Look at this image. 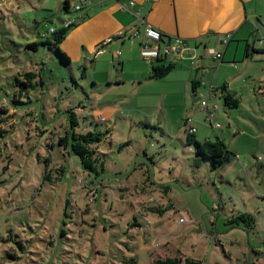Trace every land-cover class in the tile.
I'll list each match as a JSON object with an SVG mask.
<instances>
[{"label": "rangeland", "instance_id": "1", "mask_svg": "<svg viewBox=\"0 0 264 264\" xmlns=\"http://www.w3.org/2000/svg\"><path fill=\"white\" fill-rule=\"evenodd\" d=\"M61 4L0 0V264H264V59L230 67L208 56L196 95L114 62L109 77L123 84L110 87L102 61L87 76L55 50L27 47L71 17ZM25 71L32 89L16 84ZM224 85L239 106L219 99L210 126L200 102L211 107L207 88ZM70 111L75 133L104 134L98 175L58 143ZM187 117L198 142L222 140L233 155L223 169L185 144ZM241 214L253 228L229 224Z\"/></svg>", "mask_w": 264, "mask_h": 264}, {"label": "crops", "instance_id": "2", "mask_svg": "<svg viewBox=\"0 0 264 264\" xmlns=\"http://www.w3.org/2000/svg\"><path fill=\"white\" fill-rule=\"evenodd\" d=\"M59 1L63 3L65 0ZM88 1L83 18L78 19L59 47L70 62L86 68L87 76L94 75L97 63L102 61L108 78L106 84L110 87L123 84L119 75L113 79L109 77L114 62L120 66L121 72L125 66H132L136 76L142 74L146 76L143 80H150L151 61L140 56L145 25L158 30L164 38L184 40L186 47L176 57L175 67L166 77L167 83L181 84L184 90L191 89L192 82H199L196 91L206 89L210 74L206 64L208 56L213 63L220 65L226 61L230 67L236 66L241 56L245 60L264 59V0ZM133 31H137L139 37L133 38ZM227 34L231 37L224 44ZM246 49L251 57H245ZM214 52L220 54L219 61L213 59ZM260 55L263 57L259 58ZM135 80L137 85L143 82ZM92 82L96 81L92 79ZM219 90L207 88V98L214 102L209 107L206 101V107L201 108L206 114L218 108ZM191 127L195 129L197 141L198 132L193 119Z\"/></svg>", "mask_w": 264, "mask_h": 264}, {"label": "trees", "instance_id": "3", "mask_svg": "<svg viewBox=\"0 0 264 264\" xmlns=\"http://www.w3.org/2000/svg\"><path fill=\"white\" fill-rule=\"evenodd\" d=\"M73 2L80 3L77 0H70V1L65 0L61 4V8H60L61 12L68 13L70 10H72L70 9L69 5ZM72 11H73L72 14H75V16L76 14H78V12H75L74 10ZM84 11H85V8H82L80 13L82 12L84 13ZM82 18H83V15H82ZM43 19H46V18L44 17ZM71 28L64 29L61 26L60 29H55V30L52 29L53 32H47L42 35V38H44L43 41L39 43L28 44L27 47L33 50H36L37 47L40 45V46L47 47L49 50H55L59 57V62L61 64L69 66L70 61L68 57L59 50L58 46L64 40V38L66 37L67 33L69 32ZM252 53H255V51H253ZM251 55L252 54H249L246 49L245 57H251ZM150 61H151L150 76H149L150 80L165 79L175 67L174 60H169L164 57H157ZM84 68L85 67H81L80 70L85 71ZM22 76L24 77V82H20L17 80L16 84L18 86H20L23 89H27V88L32 89L36 86V83L34 82V78H35L34 73H32L31 71H25L22 73ZM198 85H199V82H192L191 89H192L193 95L197 94L196 89ZM219 91H220V99L223 102V105L225 108H228V109L238 108L239 99L235 95V93L231 91H227L225 86L220 88ZM202 102L206 103V99L203 100ZM205 107L201 106V108H205ZM210 113L213 114V119H214L215 118L214 109L212 111L210 110L207 113V117L210 116ZM185 120H184V124H185ZM77 124H78L77 119L74 113L70 111V131L67 133L65 137L60 138L58 143L59 145L64 146L65 148L69 149L72 155L78 157L80 161L81 169L83 171L94 174V175H98L99 172H103L104 170V164L97 152L98 145L101 143L102 139L104 138L103 137L104 134L100 132H87L84 134H77L73 131L74 128L77 127ZM184 141L187 146H192V149L196 156L203 158L208 162L210 168L214 172H217L218 170L223 169L229 163L231 157H233V155L226 149L223 141L219 139H216L214 142L205 141L203 143H200L195 140L194 133L190 134L186 131V129H184ZM239 222L249 224L247 225V228L249 229L253 228L255 224L254 218L251 215H247V214H241L236 217H232L229 220V224L239 225L238 224ZM184 263L185 264H198L199 262L195 260L185 259ZM159 264H166V262L165 263L159 262ZM167 264H178V261L167 260ZM245 264H255V261L251 263H245Z\"/></svg>", "mask_w": 264, "mask_h": 264}, {"label": "built area", "instance_id": "4", "mask_svg": "<svg viewBox=\"0 0 264 264\" xmlns=\"http://www.w3.org/2000/svg\"><path fill=\"white\" fill-rule=\"evenodd\" d=\"M78 2H73L69 5L70 9L74 10L75 12H78L76 16L69 17L67 20L63 21L62 28H71L76 25L78 19L82 18V13L80 11L82 8H85V6L89 5L88 0H77ZM49 32H53L52 29H50ZM131 36L133 38L139 37V34L137 31H133L131 33ZM142 36L144 38L143 44L140 46V56L144 59L147 60H152L157 57H164L169 60H175L178 55H180L183 51V49L186 47V44L184 40L180 38H164L162 34L152 28L150 25H145L143 29ZM231 35L227 34L225 36V39L223 40V43L226 44L228 40L230 39ZM118 54V53H117ZM213 59L215 61H219L221 56L219 53L214 52L213 54ZM209 95V93L207 94ZM206 103L201 102V106L205 107ZM99 120H102V117H98ZM212 119H213V114L210 113V116L207 117V121L212 125ZM192 123V118L187 117L185 120V126H186V131L190 134H193L195 132V129L191 127ZM215 128H219L220 126L218 124L214 125Z\"/></svg>", "mask_w": 264, "mask_h": 264}]
</instances>
